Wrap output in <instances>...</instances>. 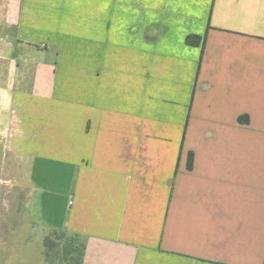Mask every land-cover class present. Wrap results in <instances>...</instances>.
<instances>
[{
    "label": "crops",
    "instance_id": "crops-1",
    "mask_svg": "<svg viewBox=\"0 0 264 264\" xmlns=\"http://www.w3.org/2000/svg\"><path fill=\"white\" fill-rule=\"evenodd\" d=\"M53 230L82 264H264V0H0V259Z\"/></svg>",
    "mask_w": 264,
    "mask_h": 264
},
{
    "label": "trees",
    "instance_id": "trees-1",
    "mask_svg": "<svg viewBox=\"0 0 264 264\" xmlns=\"http://www.w3.org/2000/svg\"><path fill=\"white\" fill-rule=\"evenodd\" d=\"M186 42L203 45L201 36L189 35ZM46 257L50 264H82L85 244L77 234L64 230H53L44 239Z\"/></svg>",
    "mask_w": 264,
    "mask_h": 264
},
{
    "label": "rangeland",
    "instance_id": "rangeland-1",
    "mask_svg": "<svg viewBox=\"0 0 264 264\" xmlns=\"http://www.w3.org/2000/svg\"><path fill=\"white\" fill-rule=\"evenodd\" d=\"M121 12V11H120ZM23 72V69H21L20 70V76L23 74L22 73ZM42 72V79L43 80H46L45 78V76H44V70H42L41 71ZM45 72H47V78H48V70L47 71H45ZM30 77H29V74H27V76H26V78H25V81L26 82H24L21 86H19L20 88H22V89H24V90H27V91H29V90H32V89H35V88H42L40 91H42V92H44V90H45V87L43 86H41V85H36V86H34V81H32V79L34 78V75H36L35 73H36V69H33V70H30ZM35 80V79H34ZM35 84H37V83H35ZM13 158L11 157V154L9 155V154H7L6 155V177H8V179L6 178V180H8L10 183H9V186L12 184V182H11V180H10V176L11 177H14V175H17L18 173H20V172H18L19 171V169H26L25 167H26V164L23 162V160H22V162H21V164H17L16 163V161H14V166L12 165V160ZM27 170V169H26ZM24 173H26L27 174V171H23ZM8 175V176H7ZM7 182V181H6ZM6 188H7V185H6ZM0 264H6L3 260H1L0 259Z\"/></svg>",
    "mask_w": 264,
    "mask_h": 264
}]
</instances>
